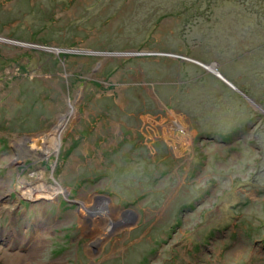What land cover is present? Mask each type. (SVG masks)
Segmentation results:
<instances>
[{"label":"rangeland","instance_id":"1","mask_svg":"<svg viewBox=\"0 0 264 264\" xmlns=\"http://www.w3.org/2000/svg\"><path fill=\"white\" fill-rule=\"evenodd\" d=\"M262 46V1L0 0V264H264Z\"/></svg>","mask_w":264,"mask_h":264},{"label":"flooded vegetation","instance_id":"2","mask_svg":"<svg viewBox=\"0 0 264 264\" xmlns=\"http://www.w3.org/2000/svg\"><path fill=\"white\" fill-rule=\"evenodd\" d=\"M6 38H8V40H14L13 38H10V37H6ZM151 87H152V93L153 94H151V95L149 94V96L146 94L147 99L142 104H140L138 106L136 105L135 113L146 115L149 118L155 117L156 120H160L161 119L159 117L160 109L163 112H165V109H166V111H169L171 109L167 106H165V109H164V105H163V103H161V97L159 95V92L156 90L155 85L153 84V85H151ZM159 103H161V104H159ZM160 105H162L161 108H160ZM133 117H135V116H133ZM156 120H152V122H156ZM135 122H136V119H135ZM169 123H170V120L165 119V121L163 122L162 125L163 126L168 125ZM134 126L136 127L135 123H134ZM176 126H177V124H176ZM161 140L164 141V138ZM150 141H152V144L154 146H156L154 143H157L160 146V142H159L158 138L153 137L152 139H150ZM164 143L167 144V141H164Z\"/></svg>","mask_w":264,"mask_h":264},{"label":"trees","instance_id":"3","mask_svg":"<svg viewBox=\"0 0 264 264\" xmlns=\"http://www.w3.org/2000/svg\"><path fill=\"white\" fill-rule=\"evenodd\" d=\"M257 1H259V3H260V1L264 2V0H256V2ZM191 10L192 9H190V11ZM257 49H259V50L264 49V46L257 47L255 50H257ZM252 94L255 96L256 101H258L262 105L261 108L264 109V92L263 91H257L256 93H252ZM258 113H259L258 115H255V118L257 120H259V122L256 125V127L252 129V130H254L253 131V137H252V140H254V141H252V144L257 148H261L264 151V114H262L261 112H258ZM257 132L262 133L261 137L259 136V133H257ZM231 138L232 137L229 135L228 136L225 135L223 137L224 141H231L232 140ZM260 163H262V165H263L262 170H264V158ZM188 206L190 208H192L194 206V204L191 203ZM213 234H214V232H212V234L210 233L209 236L206 238V241L209 239V237L213 236ZM203 242H201V243L199 242L198 247L200 246V244H203Z\"/></svg>","mask_w":264,"mask_h":264},{"label":"bare ground","instance_id":"4","mask_svg":"<svg viewBox=\"0 0 264 264\" xmlns=\"http://www.w3.org/2000/svg\"><path fill=\"white\" fill-rule=\"evenodd\" d=\"M66 49H67V48H65V50H66ZM55 50H56V49H55ZM62 50H63V49H57V52H60V51H62ZM67 51H70V50L68 49ZM86 51H87V50H86ZM88 52H95V51H93V50H90V51H89V50H88ZM95 53H98V52H95ZM204 64H205V63H204ZM208 67H209L210 70L215 71V68L213 67V65H208ZM218 72L221 73L220 71H218ZM216 73H217V71H216ZM61 122H64V120L61 119ZM59 124L61 125V123H59ZM59 124L57 125V127H59ZM46 137H47V136H46ZM48 137H49V136H48ZM39 138H41V136H40ZM41 140H42V139H41ZM41 140H40V145H39L40 147L43 146ZM44 148H45V147H44ZM45 149H46V148H45ZM47 149H48V148H47ZM47 149H46V150H47ZM28 152H29V153H33V152H30V150H28ZM35 196H39V197H40V196H42V194H36V193H34V197H35ZM1 197L3 198V194L0 195V198H1ZM0 201H1V200H0ZM0 205L3 206L2 203H0ZM39 233H40V231H39ZM39 233H36V236H35V238H37V239H36V242H37V240H40L39 236H41V234H39ZM17 234H18V233H17L16 231L13 232V235H17ZM11 235H12V234H11ZM11 235H10L9 237H11ZM24 239H25V238H23V236H22V237H21V240L23 241ZM38 242H39V241H38ZM38 242H37V243H38ZM30 248H31V247H29V249H30ZM34 250H35V249L33 248V249L30 251V253H31V254L34 253Z\"/></svg>","mask_w":264,"mask_h":264},{"label":"water","instance_id":"5","mask_svg":"<svg viewBox=\"0 0 264 264\" xmlns=\"http://www.w3.org/2000/svg\"><path fill=\"white\" fill-rule=\"evenodd\" d=\"M16 41H18V40H16ZM20 42V41H19ZM56 49V48H55ZM96 52V51H95ZM95 52H92V53H95ZM137 54V53H136ZM196 63H198L199 65H201V66H203L207 71H211V72H214L215 74H216V76L217 77H219L220 79H222L224 82H226V83H228L231 87H233V88H235L234 87V85L232 84V83H230L226 78H224L223 77V75H221L218 71V69H217V67H215L213 64H204V63H202V62H200V61H195ZM208 65H213V67L215 68V71H213V70H210L209 69V67H208ZM216 71H217V73H216ZM237 91L239 90V89H237V88H235ZM240 92V91H239ZM240 93H242V92H240ZM248 100H250V101H252V102H254V103H256L254 100H252V99H250L249 97H247V96H245ZM259 107H260V105L258 104V103H256Z\"/></svg>","mask_w":264,"mask_h":264}]
</instances>
